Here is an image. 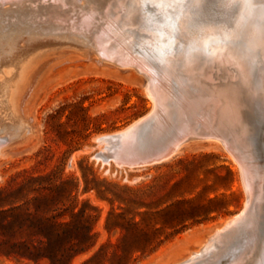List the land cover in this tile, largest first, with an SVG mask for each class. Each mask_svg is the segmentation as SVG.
I'll use <instances>...</instances> for the list:
<instances>
[{
  "label": "rangeland",
  "instance_id": "374dc122",
  "mask_svg": "<svg viewBox=\"0 0 264 264\" xmlns=\"http://www.w3.org/2000/svg\"><path fill=\"white\" fill-rule=\"evenodd\" d=\"M16 1H11L12 7L9 4L4 6L14 11H42L43 8L59 6L60 10H69L68 14L75 17L74 12L70 11L73 7L69 4L73 0ZM185 1H176L165 10L155 11L156 15L151 14L155 21L165 23L167 20V27L159 24L160 27L154 32L150 30L151 20L148 17L136 13L128 21L123 10L116 12L117 0H108L102 12L108 3L112 4L111 18L116 21V28L119 32L124 30L121 33L132 41L129 45L139 49V52H144L142 47L148 41L159 42L167 37L177 42L172 44V48H167L168 51L153 50L152 60L147 64L154 75L166 72L167 65L174 64L175 74L180 76L179 82H174V79L171 81L176 91L183 88L181 84H188L183 67L189 58L208 67L207 71H210L214 81L205 80L207 84L237 83V76L229 77L234 74L231 71L233 67H228L231 70L224 73L217 71L214 63L209 61L206 49L211 41L219 44L228 41L235 22L246 18L245 15H257L258 20L264 22V0H226L224 4L211 0L205 14L202 9L192 8ZM186 6L190 9L183 12ZM244 7L245 15L242 14ZM75 10L77 13L79 7L76 6ZM160 13L165 17H161ZM97 18L94 23L101 28L100 25L105 21L100 16ZM152 33L154 37L150 36ZM214 33L216 36H213ZM165 52L169 56L167 61L164 60ZM145 53L150 54V51ZM248 63L253 92L251 96L246 95V104L241 109L246 113V118H242L244 126L240 124L243 128L228 138L233 143L234 155L215 139L191 138L194 140L184 143L166 161L132 168L119 167L113 160L104 161L100 156L108 154L109 149L99 139L126 130L137 120L150 116L148 122L138 129L140 145L148 151H154L167 144V133L172 129L166 128L159 134L151 133L153 101L146 91L148 82H145L147 78L144 74L134 65H130V68L119 63L116 65L93 54L87 57L73 55L46 68L22 106L21 118L28 121L31 134L22 143L4 146V154L0 155V242L9 237L5 226L7 217L1 215L8 210L5 203L9 198L8 193L21 189L17 198L22 204L27 225L72 223L70 228L61 226L59 229L65 246L78 239L74 233L75 226L90 229V242L94 246L76 255L67 264H84L102 246L100 256L86 264H178L201 249L204 243L207 244L203 248L216 245V249L210 248L211 253L207 251L209 259L205 253L203 257L200 256L202 258L199 257L203 262L199 258L197 262L233 264L238 263L244 252H249L248 247L253 242L256 244L254 252H249L239 264H254L260 255L264 237V184H260L264 183V112L259 110L257 103L263 93L260 76L264 63L258 56ZM7 68H2V71L9 73L10 67ZM188 87L198 89L191 85ZM170 106V116L174 117V100L170 101ZM243 131L244 135L241 133ZM240 138L245 143H239ZM155 142L157 144L154 145ZM243 144L248 145L247 155H243L240 150ZM238 158H242L241 161ZM242 161L249 175L254 170L251 182L255 183L252 191V195L255 191V196L250 200L239 166ZM249 162L253 163L252 166ZM255 204L262 207H256ZM166 207L167 228H163V216L159 213ZM81 208L85 210L84 216L76 217ZM242 209L248 210V218L254 211V215L251 213L255 219L254 227L249 230V226L244 229V224L240 225L241 229L234 228L229 236L215 244V231L223 227L221 224L239 215ZM107 219L110 231L105 228ZM134 230L147 233V238L140 245L135 243L131 235ZM134 248L139 251H134ZM3 251L4 247L0 245V264H34L26 259L16 261L7 258ZM196 261L189 264H196Z\"/></svg>",
  "mask_w": 264,
  "mask_h": 264
},
{
  "label": "bare ground",
  "instance_id": "6f19581e",
  "mask_svg": "<svg viewBox=\"0 0 264 264\" xmlns=\"http://www.w3.org/2000/svg\"><path fill=\"white\" fill-rule=\"evenodd\" d=\"M11 1L13 0H3V2L0 3V76H3V79L2 77L0 78V118H3L2 120L0 119V155L2 154V148L4 146L10 143H22L31 134V128L28 124V121L21 118L22 106L26 102V99L31 95L37 80L40 78L44 70L54 64H59L60 62L69 59L73 55L78 57H87L88 54H93L96 56V58L99 57L104 61H110L116 65L119 63L120 65L125 67L128 66L129 68L130 65H134L136 69L140 70L144 74V76L147 78L145 82H148L146 83V85H148L146 91L153 101L151 133L159 134L160 131L166 128L167 130L172 129L170 133H167L166 142L167 147H169L167 159L176 153L184 143L194 140L191 138H196L195 140L215 139L217 140V143L218 141L221 142L223 147L228 149L234 155V149L231 146L233 143H230V139L228 138L229 136H232V133L239 132L241 128L240 124H242V118H246V113L244 112L245 110L242 111L241 109L246 104V95H250L253 92V90H251L253 87L250 84V74L247 64H249L248 62L251 61L255 56L260 57L262 64L264 63V22L259 21L256 17L257 15H245L244 11L246 5L242 11V14L245 15L246 18H242V20L235 22L234 27L230 32L229 40L222 44H219L216 41H211L206 49L207 57L210 59L209 61L214 63L216 70L220 72L223 71L222 73H224L225 71L227 72L231 70L229 68L233 67L231 71H233L234 74L229 77L233 78L234 76H237L238 82H227L222 85H216L215 83L207 84L205 80L214 81L212 74L209 73L210 71H207L209 70L207 69L208 67L200 65L201 62L198 63V61L193 58H189L186 65L183 67V73L185 75L184 78H186V83L188 84H181L183 88L176 91L172 86L171 81L174 79V82H179L180 76L179 74H175L176 67L174 64H168L167 71L163 73L161 72L162 74L160 75H154L147 64H150V61L152 60L151 52L153 50L160 51L161 49H165L166 51L167 48H172V44L177 42H172L171 39L164 37L159 42L156 41L158 43H151L150 41L146 40L148 42H146V45H143L142 47L144 52L141 50L139 52V49L136 48L134 49L132 45H129V43L132 41H130L129 38H126L124 34L121 33L122 31L124 32V30L119 32L116 28V21L112 20L111 18L113 15L110 9L112 4L108 3L104 13L102 12V8L108 2V0H73L72 3L69 4H71L73 7L70 11L74 12L75 17L68 14L69 10H60L59 6L52 7L51 9L43 8L42 11L40 9H21L16 11L6 9L7 4H9V6H11L10 4H13ZM63 1L62 4L65 5ZM176 1L181 2L184 0H117L118 4H115V8L117 9L116 12H119V9L123 10L125 12L124 16L127 17L128 21L130 20V16L136 13L144 15V17H148L149 20H151L150 30L154 32V30H157L158 26L160 27L161 24L164 28L167 27V20L165 23H162V21H155L152 19L151 14L156 15L155 11L158 12L160 9L165 10ZM186 1L190 3H188L190 7L202 9L204 14L209 4L212 2L211 0ZM225 1L226 0H216V3L224 4ZM4 5H6V7ZM2 6L5 8H2ZM76 6L79 7L77 13L75 12ZM190 7H187L183 12H187ZM159 15L161 17H165L162 16L161 13ZM97 16H100V19H104L105 21L104 24L100 25L101 28H99V26L94 23L95 20H98ZM175 24L176 23L173 25ZM170 32L173 33V31ZM152 35L154 37L153 33L150 36ZM127 36H129L128 33ZM144 36L146 35L144 34ZM213 36H216L215 33ZM111 42H114L115 44H111ZM145 51H150V54H146ZM167 53L165 52L164 54L165 61H167L169 58ZM170 53L172 56V52ZM4 67L11 68H9V73L2 71V68ZM261 73V91H263V93L258 99L257 103L259 104V110L263 113L264 68L261 70ZM189 85L192 87H197L198 89H192L191 87H188ZM172 100H174L176 105V113L174 117H171L169 112V108L171 107L170 101ZM192 117H194V119ZM149 119L150 116L141 118L130 125L126 130H122L121 132L115 133L113 135L101 137L99 142L101 144H106L107 150H110L114 145L113 142L116 141L117 137H120V142L122 146L126 147V149L128 147L135 148L137 146V141H139L137 139L135 130H137L144 123L148 122ZM196 129H199V131ZM241 133L244 135V131ZM189 137L191 138L188 139ZM239 140V143H245L244 139L240 138ZM155 144H157V142H155L154 145ZM241 147L242 148H240V150L242 154L247 155L246 153L249 152L248 145L243 144ZM106 156L107 154H102L100 157L104 159ZM238 159V161H241L240 158ZM110 160L113 159L110 158L109 160L104 161L108 162ZM113 161L117 166L124 167V165L119 163L117 160ZM245 163L248 164L247 162ZM252 164L253 163H250L249 165L252 166ZM239 166L243 175L242 178L244 179H242L244 181L243 184L246 186V192H248L247 194L249 195V197H247L250 200L253 195L255 196V191L252 195L254 187L253 184L255 183L252 184L251 182V176L254 174V170L252 175H249L245 170L246 168H244L243 161L240 162ZM247 167L249 170V166ZM260 184L263 185L264 183L261 182ZM249 202L251 203V201ZM254 208L255 207H253V210ZM245 209H242L240 214H236L237 216L232 218L229 222L225 221L226 223L221 224L223 227L221 226V229H217V231H215L216 238L213 240V242H216L215 244H219V242H221L224 237L226 238L229 236L228 234L233 232L234 228H240V225L244 224V229L246 226H249V230L251 227H254L253 222L255 219L254 216L252 217L251 213H253L255 210H251L252 212L250 211V215L248 213V218L246 213L248 210ZM247 209H249V207ZM256 230L258 229L256 228ZM252 231L253 230H251V232ZM251 232L249 231V233ZM206 244L204 243V246H206ZM252 244L253 245L251 247H248L251 254L256 248V244H254V242ZM215 246L213 248L200 247L201 249L197 251L195 250L196 252L192 253L186 260L178 264H189L190 262H195L196 259L203 254L206 253L205 256H207V251H209L210 248L215 250ZM248 253L244 252L242 257L238 259V263L233 264L241 263L243 258L246 257ZM216 254L217 253L213 255ZM259 254V257H256L254 264H264V237L262 239ZM216 256L213 257L216 258ZM200 258L199 260L202 261ZM199 260L198 262L196 261V264H201V262L199 263ZM205 262L208 263L207 260H205Z\"/></svg>",
  "mask_w": 264,
  "mask_h": 264
},
{
  "label": "trees",
  "instance_id": "16d2710c",
  "mask_svg": "<svg viewBox=\"0 0 264 264\" xmlns=\"http://www.w3.org/2000/svg\"><path fill=\"white\" fill-rule=\"evenodd\" d=\"M20 190L17 189L13 193H8L9 198L5 202L8 210L1 214L7 217L5 226L9 237L0 242V245L4 247L2 253L7 258H12L16 261L26 259L32 261L34 264H67L73 257L87 252L94 246L90 242V229L87 230V227L85 228L81 225L75 226L74 229V233L78 239L68 246H65V241L62 240V233L59 229L61 226L70 228V226H73L72 223L57 224L48 222L45 225H27L22 212V204L19 198H17V195L21 192ZM0 194H2V191H0ZM167 212L166 207L159 213L163 216L161 222L163 228H167ZM84 214L85 210L81 208L75 216L81 218ZM105 228L110 231L108 219L106 220ZM121 229L125 232L128 231L126 228ZM131 235L138 245H140L143 239L147 238V233L142 231L134 230L131 232ZM102 248L103 246L84 264L92 260V258L100 256ZM134 249H136L134 251H139L138 248Z\"/></svg>",
  "mask_w": 264,
  "mask_h": 264
},
{
  "label": "water",
  "instance_id": "95a60500",
  "mask_svg": "<svg viewBox=\"0 0 264 264\" xmlns=\"http://www.w3.org/2000/svg\"><path fill=\"white\" fill-rule=\"evenodd\" d=\"M138 129L135 130L136 135ZM113 143L114 145L111 147L104 160H109L111 158L117 160L126 167H140L163 162L167 159V153L169 151L167 144L157 150L148 151L140 145L139 141H137V146L135 148L128 147L126 149V147L122 146L120 137H117L116 141Z\"/></svg>",
  "mask_w": 264,
  "mask_h": 264
},
{
  "label": "snow or ice",
  "instance_id": "6c2138e0",
  "mask_svg": "<svg viewBox=\"0 0 264 264\" xmlns=\"http://www.w3.org/2000/svg\"><path fill=\"white\" fill-rule=\"evenodd\" d=\"M3 2V0H0V3H2Z\"/></svg>",
  "mask_w": 264,
  "mask_h": 264
}]
</instances>
